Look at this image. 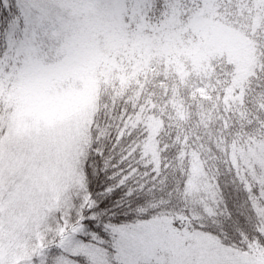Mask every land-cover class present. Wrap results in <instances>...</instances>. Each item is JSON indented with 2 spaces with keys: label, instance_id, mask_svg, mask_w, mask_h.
<instances>
[{
  "label": "snow or ice",
  "instance_id": "6c2138e0",
  "mask_svg": "<svg viewBox=\"0 0 264 264\" xmlns=\"http://www.w3.org/2000/svg\"><path fill=\"white\" fill-rule=\"evenodd\" d=\"M202 29L252 42L247 81L234 83L235 65L220 57L211 61L207 76H189L183 87L174 74L166 79L153 73L137 76L143 84L139 99L112 90L102 95L77 165L82 178L63 194L48 218L51 231L39 244L33 241L31 259L24 264H189V257L197 264L196 241L202 234L224 249L264 248V210L258 217L250 198L260 196L257 188L222 187L217 177L215 204L201 203L187 195L186 177L172 173L179 150L173 136L156 137L161 141L158 166L145 149L150 136L146 118L159 114L148 101L162 105L173 96V84L186 106L189 93L205 86L213 98H222L231 86L232 95L242 94L253 111L257 99L264 103V0H0V85L96 52L119 62L126 59V49L114 48L116 42L128 48L141 39L186 42L197 39ZM159 81L167 94L150 96L164 91L154 87ZM217 111L224 120L234 118V108L220 105ZM158 191L164 195L157 196Z\"/></svg>",
  "mask_w": 264,
  "mask_h": 264
},
{
  "label": "rangeland",
  "instance_id": "374dc122",
  "mask_svg": "<svg viewBox=\"0 0 264 264\" xmlns=\"http://www.w3.org/2000/svg\"><path fill=\"white\" fill-rule=\"evenodd\" d=\"M113 47L125 48L126 59L118 62L114 56L96 52L70 65L42 67L19 75L11 85H0V264H24L31 259L33 241L39 244L45 231H51L49 215L59 208L67 189L82 178L77 165L86 151L92 117L100 97L111 87L135 81L153 64L164 66L162 74L176 72L186 86L189 76H207L211 61L220 57L235 65L234 83L244 82L254 54L252 42L209 29L186 42L166 37L163 42L141 39L131 48L119 42ZM224 90L226 100L234 97L231 90ZM224 107L231 108L225 102ZM200 115L206 123L214 119V113ZM234 154L227 155L239 184L249 192L254 179L259 185V201L250 198L261 215L264 147L251 146ZM215 191L212 174L196 162L187 195L213 204ZM196 248L197 264H264V257L224 249L206 234L197 239Z\"/></svg>",
  "mask_w": 264,
  "mask_h": 264
},
{
  "label": "trees",
  "instance_id": "16d2710c",
  "mask_svg": "<svg viewBox=\"0 0 264 264\" xmlns=\"http://www.w3.org/2000/svg\"><path fill=\"white\" fill-rule=\"evenodd\" d=\"M252 50L254 52L253 46ZM154 65V68L151 67L143 74L152 75L155 73V75H161L165 69L164 66L162 64ZM173 74L175 78L179 79L180 86L183 87L184 82L181 77L179 78L176 75V72L173 71L170 74L162 75H165L166 79H170ZM246 81L247 78L244 82ZM136 85L139 86L134 87ZM154 87L164 89V91L149 93L150 96L167 94V86L162 81L157 82ZM110 90H112L114 95H123L126 92H130V98L139 99L143 90V84L136 79L133 82L127 81L124 86H113ZM226 90L230 91L231 87L226 88ZM224 102L231 107L229 108L230 110L234 108L233 119L224 120L219 115L217 108L220 105L224 106ZM148 105L149 108H155L159 113L158 115L147 116L145 121L150 130V136L148 142L145 144V149L152 154L157 166L160 160L157 146L161 141L157 140L156 137L161 136L163 133V139H167L171 135L175 138L174 143H179V150L175 156V160L171 162L174 165L172 173H178L180 176L186 177L184 181L185 189L187 188L189 177L196 162H201L204 165L205 171L212 174L217 195L215 202L220 192V188L216 187L217 177H219L222 187H226V183L231 184L237 189L241 187L239 183L235 182L238 180V175L233 166L229 164V156L227 154H234L235 151L247 149L251 146H254V149L256 147H264V118H262V114H264V103H261L257 99L255 104L257 110L253 111L252 108L244 105L242 94L239 97L231 96L229 100H226V92L224 90V96L222 98L219 95L213 98L208 86H205V88H201L200 92L196 93L195 89L189 93L190 106H186L184 98L179 96L176 85L173 84L172 97L164 101L162 105L152 100L148 101ZM99 107L100 101L98 102ZM210 110L214 113V119L208 120L206 123L205 120L202 121L200 114L211 117L213 113ZM90 139L89 134L87 147ZM170 146L173 145H165V147ZM232 173H235V177L232 176ZM256 173H259V171H256ZM169 178H171V174ZM254 187L259 191V185L255 179ZM156 195L163 196L164 193L158 191ZM257 201H259V197L254 198V202ZM257 216L260 217L258 213ZM230 250L248 256H254V258L264 257V248H261L258 244L247 253L240 252L234 248Z\"/></svg>",
  "mask_w": 264,
  "mask_h": 264
}]
</instances>
